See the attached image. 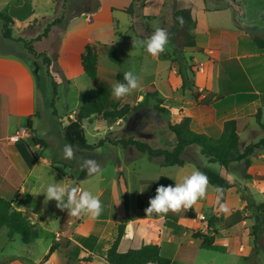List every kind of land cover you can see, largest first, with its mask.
<instances>
[{
  "label": "crops",
  "instance_id": "obj_1",
  "mask_svg": "<svg viewBox=\"0 0 264 264\" xmlns=\"http://www.w3.org/2000/svg\"><path fill=\"white\" fill-rule=\"evenodd\" d=\"M38 1L40 0H16V11L29 5L26 14L12 13L16 38L20 37L17 27H26L37 18L44 20L46 15V18H51L50 21L54 20L51 14L39 17L35 15ZM186 1L191 5L196 20V45L188 47L186 54L199 66L203 64L204 70L196 71L195 83L185 90L182 87V77L174 73L180 70L179 65L175 62L178 68L173 66L171 70L164 64L155 73L157 79L154 78V83L167 80L173 87V95L163 93L172 124L190 117L194 131L217 138L223 133L227 120L239 119L242 125L247 123V127L240 132V145L244 149L254 142L243 144V136L257 130V127L263 129L256 119L260 111L261 121L264 123V48L254 39L255 34L264 36V28L257 25V14L264 16V13H259L257 7H252L253 9L248 8L247 11L249 17L244 18L247 7L239 16L234 8L237 5L244 8L242 2ZM253 1L257 4L259 0ZM132 2L133 0H67V14L62 24L54 27L50 35L57 43L47 53L50 63H40L44 64L47 76L56 83L57 88L64 85L67 94L77 92L78 98L69 112V118H74L75 110L84 103L88 90L92 88L101 90L106 100L110 101L112 85L118 82L119 66L116 68L104 65L101 54L105 48L108 60L115 63L110 57L111 48L115 46L117 57L123 64L121 53L128 51L137 37L119 32L118 25L121 27L131 21L129 16L122 23L119 13L126 14L122 9ZM238 17L242 21L244 19L247 25ZM89 43H96L98 46L99 70L95 80L87 75L82 63V53ZM140 48L139 61L145 56V47L140 45ZM152 57L158 63L161 60L160 54ZM39 61L25 47L24 42L5 38L3 28H0V193L15 195V207L23 209L25 213H28L26 207L31 200L38 197V194H34L37 184H43L41 169L44 166L54 167L55 164L53 157L46 152L52 145V139L40 136L39 128L46 115H55L52 102L55 99L56 103L58 93L55 95L54 92L50 99L46 97L45 91H39V83L43 79L35 72ZM116 64L121 65L118 62ZM49 105L52 107L49 108ZM65 110H71L70 106L66 105ZM29 119L32 121V129L28 126ZM68 122L69 120L63 125ZM14 135H20L21 138L13 141L10 138ZM33 137L42 138L49 145L46 147L34 144ZM190 147H187L185 153ZM191 159L193 158L179 167L182 169L179 172L180 180L185 176L180 173L185 172L187 166L194 164L197 170V164L200 163L190 161ZM250 159L249 167L244 162L230 165L226 175L231 187L225 193L224 202L220 201L217 188L211 185L207 187L206 197L198 200L190 209L182 208L166 215H147L145 210L149 207L150 199L155 197L162 176L159 180L146 179L143 181L146 194L137 196L136 213L131 214L128 201L125 203V211L114 221L101 216L95 219L90 215L73 217L64 210L58 214L54 224L47 218V225H38L39 237L30 244L23 241L24 248L6 250L4 246H0V264H109L107 252L117 238L118 226L125 216H128V222L120 243V252L152 243L161 247V254L171 259V264H198L200 245L186 228L196 222L195 215L201 214L204 208L219 219L214 230L218 232V236L213 247L222 251V254L238 257L242 255L248 264H257L260 261L257 258L264 255V211L257 207L264 203V147L257 150ZM222 173H225L223 168ZM247 174L254 177L246 178ZM28 179H33L32 189L29 188ZM150 185L154 188H150ZM81 188L82 191L85 190ZM103 193L104 190H100L98 196L101 197ZM139 197L144 201L141 206L138 205ZM221 204H226L229 211H221ZM30 218L33 222H38L33 215ZM77 218L81 219L79 223ZM65 225L66 228L63 227ZM5 228L8 236L7 227H2L0 233ZM47 232L51 233L45 240V247L35 257L34 247ZM64 236L69 241L62 248L55 249L49 258H45L53 243ZM8 239L11 241L13 238L8 236ZM214 260L213 257L201 262L214 264Z\"/></svg>",
  "mask_w": 264,
  "mask_h": 264
},
{
  "label": "rangeland",
  "instance_id": "obj_2",
  "mask_svg": "<svg viewBox=\"0 0 264 264\" xmlns=\"http://www.w3.org/2000/svg\"><path fill=\"white\" fill-rule=\"evenodd\" d=\"M133 1L139 4L135 7L134 15L125 12V7L122 10L126 14L122 12L119 13L122 23H124L123 21L127 20L129 16L131 17L130 22H127L121 27L118 25L117 29L119 32L121 34L126 33L127 36L133 38L137 37L134 43L130 45L129 50H125L121 53L120 56L124 59L123 64H121L122 61L117 57V48L115 46L111 48V50L113 48L115 49V56L117 59L116 61L114 60L115 63H111L108 60L105 48L102 50L101 58L104 65H112L116 68L119 66V72L122 74L132 71L138 75L139 78H144L140 80V87L137 90H134L131 94L119 99L112 95L109 99L110 101H107L105 94L101 90L100 91L103 93L107 105L118 100L121 105L126 103L131 104V106L139 104L138 110L130 114L126 119L107 120L99 116H94L91 121L86 120L85 128L87 139L94 148L90 150L75 148L73 149L74 157L72 159H66L64 157V146L68 144L61 127H63L64 123H67L69 112L72 111L77 101L78 94L76 91L67 94L64 85L57 88L56 83L47 76L44 69V64H47V58H49V55L47 54L48 51L51 52L52 47L54 49L57 44L55 40L51 39V32H53L54 27L59 26L62 23L53 26L47 37L36 39L44 32L47 25L52 22L50 21L51 18H46V14H51L50 16H52V18L54 17V20L61 17L63 19L65 18V14H67L65 11L67 8V0H57V2L52 0L38 1L36 3L35 15L38 17L39 15H46L44 16V20L37 18L26 27H17L19 28L18 34H20V37L27 41L35 39L33 44L37 50L41 52L39 63L42 62L44 64L40 63L35 66V71L39 66L38 73H36L37 76L39 78L42 76L43 78L39 83V91H45L46 97L50 99L54 96L53 94L55 91L58 93L56 103L55 101L54 104L52 102L54 107L53 113L55 115L53 117L52 115H46L41 120L39 128L40 136L44 138L46 136L47 139H52V145L46 152L50 157H53L55 164L54 167L44 166V168L41 169L43 184H37L34 191L36 193L41 192L48 183L67 185L71 184V181V186H78L81 190V187H83L85 190L91 191L95 195H98L100 190H104L103 195L101 197L99 196L104 208L100 216L103 218H109V220L113 221L118 218L123 210L125 211L126 201H128L131 214L137 212V196L139 194H146V188L143 186L144 180L158 179L164 175L173 178L175 177L177 182L180 181L179 172L182 170L179 168L180 166H162L158 160L151 159L148 154L138 152L133 146L124 147L122 143L124 139L131 137L147 141L158 148H172L175 143V135L170 130V124L172 123L169 121V110L165 106V96L163 94L169 93L168 95H173V87L167 80H160L156 83L159 89V97L162 100L160 104L167 109L163 110L155 106V100H146V79L150 76H154L156 80L155 73H157V70H159L164 64L171 70H173V66L177 67L178 64L181 71L178 70L174 73L181 77L184 76L187 80L188 86H190L195 83L194 76L196 71L201 72L204 70L203 64L202 66H199V64L191 60L189 55L186 54L188 51V47H185L184 45L186 35L188 32H195L192 24H187V26L181 27L174 21L173 16L176 9L191 7L186 0ZM228 1L229 3L236 4L242 2V4L245 5L244 8L242 5V8L238 5L234 6L238 16L242 10L244 11L245 7H247V9L245 14H243L244 18L249 17L247 11L248 8L253 9L252 7H257L259 13H264V0H259L257 4L253 0ZM16 4V0H0V12L7 13L11 16L12 13L15 15H23L27 13V10L29 9L28 4L27 7L21 11H16L18 10ZM147 4H149L148 7ZM54 10L55 13L53 14ZM257 15V25L264 28V16L260 14ZM238 18L241 20L240 17ZM246 20L249 21V19ZM242 22L247 25L244 19ZM249 25L252 24L249 23ZM0 28H3L2 21H0ZM158 28L165 29L169 37L165 50L160 53V62L158 63L152 55L146 51V48L144 58L139 61L140 56L138 54L141 52V39L139 38L145 39L142 41H147V39L150 38ZM17 31L18 30H16V32ZM117 62L121 65H117ZM175 62L177 64H175ZM170 87H172V92L170 91ZM66 105H69L71 110H65ZM50 107L52 106L49 105V108ZM262 137H264V129L257 127V130H252L243 136V144L249 141L257 142ZM187 152L184 154V158L187 159V161H189L188 159L193 158L194 160L191 159L190 161H197L195 163L205 164L204 166H209L222 173L221 165L219 163L208 162L209 157L202 154L197 145H192ZM87 160H94L97 165H99L101 171L97 174L89 175L87 170L82 167ZM190 170H196L194 164L187 166L186 171L180 174H182V176L190 175ZM28 184L29 188L32 189L34 186L33 179H28ZM208 186H211V184L208 183ZM150 188L153 189V185H150ZM36 199L41 205H43V209L45 208L44 210L47 214L48 220L54 224L58 214L64 210L57 206V202L54 199L47 201L44 193L38 194ZM141 203H144V201L139 197L138 205L141 206ZM212 215L214 214L210 213L207 208H204V211L201 214L199 213L195 215L196 222L191 225V227L186 228L188 229V233L192 234V236L195 232L204 231H208L207 234H212L218 223L217 221L213 228L209 226V220ZM80 220L81 219L77 218L78 223ZM5 232L6 228L0 233V246H4L6 250H19L20 248L25 247V243L20 234H16L14 238L9 241ZM50 233L51 232H47L46 235L44 234L45 236H43V239L36 243L37 245L34 247L35 257H38L43 251L46 244L45 240L50 236ZM193 238L198 241V244L200 245V247H198V264H204L201 261L208 260L209 258L213 259V257L215 259L214 264H248V262H245L242 255L238 257L226 255V253L222 254V251H218L214 247L201 246V241L195 237ZM263 256L264 255H262V258H257L260 260L257 264H264Z\"/></svg>",
  "mask_w": 264,
  "mask_h": 264
},
{
  "label": "trees",
  "instance_id": "obj_3",
  "mask_svg": "<svg viewBox=\"0 0 264 264\" xmlns=\"http://www.w3.org/2000/svg\"><path fill=\"white\" fill-rule=\"evenodd\" d=\"M139 4L132 2L129 6L124 8V11L130 15L135 14V7ZM174 21L177 25L184 27L187 24H192L196 28V20L192 14V8H179L174 11ZM0 20L3 22V36L7 39L24 42L28 48L38 59L40 53L34 46V40L27 41L24 38L14 36L15 21L13 17L7 13L0 12ZM63 18H57L50 22L45 28L44 32L36 39L47 37L53 26L61 23ZM255 42L264 48V36L254 35ZM185 47H193L196 45L195 32H188L186 35ZM183 52V51H182ZM110 57L117 60L115 56V49L110 52ZM46 63H50V58H47ZM82 63L87 75L95 80L99 70V54L96 43H89L86 45L82 53ZM40 64V63H39ZM181 71V70H180ZM118 82H124V74H117ZM183 89L190 86L184 76ZM55 83V82H54ZM146 86V100L153 99L156 101L157 108L167 110L161 106V99L159 97V89L154 83V76H150L145 81ZM191 88V87H190ZM172 92V87H170ZM57 92L55 91V95ZM55 99H53L54 104ZM138 105L129 103L121 105L120 101L115 100L107 105L104 100L103 93L98 88L88 90L87 98L74 112V118L68 117V124L63 125L62 130L65 140L73 149H93L94 146L88 142L85 128V121H91L94 116H99L103 119H126L130 114L138 110ZM258 124L264 129V123L261 121V111L256 115ZM28 126L32 129V121L29 119ZM247 127V123L242 125L239 119H230L225 122L223 133L220 137L214 138L206 133L196 132L191 128V118L185 117L182 121L176 124H170V130L175 135V143L172 148H158L151 145L147 141L135 138H128L122 141L124 147L133 146L140 153L148 154L151 159L158 160L162 166H184L188 161L184 158L187 147L197 145L201 153L209 157L211 163H219L224 169L225 173H220L209 166L197 164V169L208 177L211 185L217 189H221L220 201L224 202L225 193L231 187L227 178L226 172L230 165L234 162H244L249 167L251 165L250 157L259 149L264 147V137L259 141L247 145L244 149L240 145V132ZM34 144H42L48 146V142L42 138L33 137ZM251 174H247L246 178H253ZM175 185V181L167 176H162L159 180V186ZM15 195L8 196L0 193V229L7 227L9 229L8 236L12 239L16 234L22 236L26 244L32 243L39 237L38 225H47L46 213L36 198H33L26 207L28 213L23 209H18L14 205ZM258 209L264 211V203L257 205ZM30 215L37 217L38 222H33ZM218 218L214 215L210 217L209 226L213 227ZM128 222V217L121 219L118 226V236L113 242L112 246L107 252V261L109 264H171V259L161 254V247L158 244L145 243L138 249H130L127 252H120V243L125 235V228ZM64 225V224H63ZM66 228V225L63 226ZM218 232L214 231L212 234L203 232H195L193 237L201 241V246L213 247ZM68 237H60L58 241L53 243L45 258H49L55 249L62 248L63 244L67 243Z\"/></svg>",
  "mask_w": 264,
  "mask_h": 264
},
{
  "label": "clouds",
  "instance_id": "obj_4",
  "mask_svg": "<svg viewBox=\"0 0 264 264\" xmlns=\"http://www.w3.org/2000/svg\"><path fill=\"white\" fill-rule=\"evenodd\" d=\"M168 39L167 31L158 28L147 41H141L140 45L144 46L146 51L151 55L157 56L165 50ZM139 87V76L132 71H128L124 74V82L113 84L111 90L112 95L119 99L131 94ZM63 151L66 159L74 157L71 145H65ZM82 167L87 170L89 175L97 174L101 171L99 165L94 160L85 161ZM168 177L173 179L171 176ZM208 183V177L197 169L193 170L190 175L184 176L179 182L175 180L174 186L161 185L157 188L155 197L150 199L149 207L145 210L146 214L166 215L170 211L178 212L182 208L190 209L198 200L206 197ZM217 191L219 192L221 189H217ZM40 193L45 194L47 201L54 199L59 208L67 210L69 215L73 217L90 215L95 219L104 210L102 201L98 195L88 190L82 191L78 186L48 183L41 192L34 194ZM220 210L225 213L229 211L226 204H221Z\"/></svg>",
  "mask_w": 264,
  "mask_h": 264
},
{
  "label": "built area",
  "instance_id": "obj_5",
  "mask_svg": "<svg viewBox=\"0 0 264 264\" xmlns=\"http://www.w3.org/2000/svg\"><path fill=\"white\" fill-rule=\"evenodd\" d=\"M21 138V136L20 135H14V136H11V140H13V141H16V140H19Z\"/></svg>",
  "mask_w": 264,
  "mask_h": 264
},
{
  "label": "water",
  "instance_id": "obj_6",
  "mask_svg": "<svg viewBox=\"0 0 264 264\" xmlns=\"http://www.w3.org/2000/svg\"><path fill=\"white\" fill-rule=\"evenodd\" d=\"M38 70H39V66L37 67V69H36V71H35V72H36V73H38Z\"/></svg>",
  "mask_w": 264,
  "mask_h": 264
}]
</instances>
